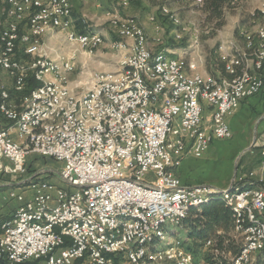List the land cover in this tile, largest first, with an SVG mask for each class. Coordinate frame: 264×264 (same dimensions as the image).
<instances>
[{
    "label": "bare ground",
    "instance_id": "6f19581e",
    "mask_svg": "<svg viewBox=\"0 0 264 264\" xmlns=\"http://www.w3.org/2000/svg\"><path fill=\"white\" fill-rule=\"evenodd\" d=\"M10 1L21 2V0ZM120 1L125 3L127 0ZM206 1L195 0V3L203 6ZM7 3L8 0H0V11L3 10L5 17H13L12 31L16 33L3 32L5 27H11V19H2L0 51L4 53L0 52V70L8 73L14 81L15 92L20 94V90H25L26 83L21 80H28L29 73L14 72L21 69V62L12 64V57L7 55H18L19 51L31 49L30 52L23 53V71L33 72L36 81L40 83V86L31 90V96L29 95L24 101L21 108L24 107L19 112L18 105L13 102L9 91L0 92V116L9 123H15L17 135H24L28 126L31 129H43L32 133L31 141L23 143L25 156L53 154L54 141L63 145L88 144L89 137L96 140L93 141V148H104V142L107 140L105 129L109 132V136H114L116 139L128 138L139 131L141 142H150V135L144 129V124H134V119H125L124 127L121 125L123 118L128 117L129 114L130 117H143L144 109L145 115L150 120H159L158 99L154 98L152 88H147L146 83L153 84V90L162 92L163 107H166L168 114H174L175 132L187 135V127L184 125L186 120L191 128L203 130L201 119L190 116L194 112V104L192 100H189L201 91V84H203L204 94L198 95V102L203 107H197V115L204 114V104L212 107V101L221 97H225L223 113L232 114L238 105V100H244L255 92V85L260 75L259 72H252L251 68L260 71L264 65V2L259 8L261 24L257 31L246 39L249 52L244 53L239 59L234 57L230 63L226 64V72L230 75V79H224V81L212 76L188 75L184 59L172 58L163 52L156 54L150 52L146 33L135 20L114 17L111 24L118 34L123 38L134 40L131 44L112 43L113 48L122 54L120 59L122 70L113 75H97L95 78H102V87H99V81L93 79L88 96L79 98L72 93L68 83L73 72L63 71L65 64H72L74 68L73 56L67 58L58 54L55 58L50 57L51 49L46 43H42L43 37L54 31H61L66 33L71 45L83 50L77 45L76 38H71V31H78L73 17L72 0H61V19L59 15L52 14V8H48L44 2H38V0H29V7L23 8V16L30 17L13 16L12 7H5ZM171 18L176 26L180 25L179 18L173 16ZM65 22L67 29H65ZM29 31H36L35 37L20 41V37L29 36ZM81 37L84 39L83 47H86L84 52L91 53L103 43V38L99 34L81 33ZM141 40L145 41L140 44ZM8 42L16 43V46L4 44ZM43 53L45 57L43 64L37 65L42 63ZM136 56L141 63V72L135 63ZM172 61H177V64H169ZM247 62H250L251 66H248ZM142 73L143 82H141ZM112 95L120 96L112 97L107 101V98ZM55 97V106L51 108V98ZM139 100H146L144 109H133L137 108ZM73 102L82 103L74 104ZM177 107H181L182 110L175 113ZM110 110L111 117H109ZM65 112L76 113L74 119L72 120V114H64ZM46 116H52V118L43 119ZM55 118H61V120ZM166 130H168V121H159L158 135H165ZM169 144L170 137H163L160 152L168 153ZM165 166L166 157H158V167ZM105 175H116V168H105ZM132 176H140V169H132ZM261 196H264L263 187L255 190L232 188V191L202 193L198 198L181 205L180 215L170 214L169 217L159 220L156 226H150L147 235H139L140 225H144V216L141 214L104 212L102 231L110 232L106 235L108 250L119 248L118 262L120 264H198L194 259L187 261V256L191 255L186 250L179 247L168 248L165 243L168 235L166 224L181 225L190 216V209L218 198L233 208L234 231L242 236L243 258L241 263L235 264H250L252 256L258 252V245L249 246L247 242L251 240V232H241V228L253 231V235L264 236L260 207L251 205L260 201ZM150 198H161V191L150 190ZM242 199H246V202H242V207L232 203ZM45 214L53 219H66L65 228L75 226V241H83V233H88L93 235L91 245L101 246L100 223L98 220L87 217L86 213L71 215L67 219V212H62L57 206H48L45 207ZM31 225H36V218L25 217L21 221V228H29ZM37 227H44V220H37ZM120 229L124 233V240ZM209 243L211 241H206L204 247L207 248ZM209 248L214 251V243ZM104 259H113V252H104ZM0 262L13 264L8 258L2 257L1 251Z\"/></svg>",
    "mask_w": 264,
    "mask_h": 264
},
{
    "label": "built area",
    "instance_id": "2783aa9c",
    "mask_svg": "<svg viewBox=\"0 0 264 264\" xmlns=\"http://www.w3.org/2000/svg\"><path fill=\"white\" fill-rule=\"evenodd\" d=\"M38 2H44L48 8H52V14L59 15L60 18L61 0H38ZM5 7H12L13 16L30 17L23 16V8L29 7V0H21V2L8 0ZM4 17L2 10L0 11V22ZM5 19H11V27H5L3 32L16 33L12 31L13 17H5ZM65 29H67L66 22ZM35 32L29 31V36L20 37V41L35 37ZM71 38H76L77 45L85 50L86 47H83L84 39H82L80 32L71 31ZM143 41L145 40H141L140 44ZM4 44L16 46V43L12 42ZM221 46L223 47V45ZM30 51L31 49H26V51H19L18 55H6L12 57V64L13 62H21V69L14 72L29 73V79L34 78L36 80L33 72L23 71V53ZM0 52L4 53V51ZM219 55L223 61L227 62V59H230V56H225V50L224 54ZM44 59L43 53L42 63H37V65L42 66ZM135 63L141 72V63L137 60V56ZM169 64H177V61H172ZM229 67L231 69V66ZM63 71L74 72L75 68H72V64H65ZM93 76L95 81H99V87H102V78H95V74ZM21 81L27 82L28 80ZM220 81H224V79ZM130 82L132 83V81ZM141 82H143V73ZM146 84L147 88H152L154 98L158 99L159 120H150L145 115L144 102L146 100H139L137 101V108L133 109H144V116L130 117L129 114L128 117L123 118L121 125L124 127L125 119H134V124H144V129L150 135V142H141L139 131H136L133 136H128V138L116 139L114 136H109V132L105 129L107 140L104 142V148H93V141L96 140L89 137L88 144L63 145L54 141L53 154L32 155L63 163L60 172L61 180L72 189L60 188L48 180L31 181L33 178L31 177L28 182H38V189L30 190L32 192L30 199L12 192L10 197L16 199L19 206L13 218L1 226L0 251L2 257L8 258L9 262L13 264H120L118 262L119 248L108 250L106 235L110 232L102 231L104 212L141 214L144 216V225H140L139 235H147L150 226H156L159 220L169 217L170 214L180 215V206L184 203L198 198L202 193L223 190L212 186L187 187L177 176L176 170L186 156L190 155L197 159L203 158L214 139L220 141L232 139L233 133L228 120L235 114L223 113L225 97L216 98L215 101H212L211 108L213 111L209 124L203 123V130L191 128L190 123H187L186 120L184 125L187 127V135H180L174 130V114H168L166 107H163L162 92L153 90V84ZM211 84H213L212 80ZM262 88L263 80L259 76L258 83L255 85V92L244 100L259 95ZM199 94H204L203 84H201V91L189 98L194 104V112L190 116L204 122V115H197V107H203L198 102ZM20 95L31 96V91L25 93V91L20 90ZM115 96L120 95L109 96L107 101ZM130 97L132 99V95ZM12 100L16 103L13 97ZM244 100H238V109ZM55 102L56 97L51 98V108L55 106ZM73 103L81 104L82 102ZM180 110L182 108L177 107L175 113ZM64 114H72L73 120L76 113L65 112ZM109 117H111V110ZM46 118H52V116H46L43 119ZM55 119L61 120V118ZM159 121H168V130H166L165 135H158ZM64 122L66 123V121ZM13 128H15V123L10 124L7 129L0 130V175L25 177L28 176L27 161L31 156L23 155V143L31 141L32 133L43 129H31L28 126L24 135H17L16 141L12 138ZM163 137H170L168 153L160 152ZM158 157H166L165 167H158ZM105 168H116V175H105ZM132 169H140V176H132ZM259 186L264 189V182ZM150 190L161 191V198H150ZM242 202H246V199L232 201L241 207ZM251 205L260 207V218L264 223V196H261L260 201ZM48 206H57L62 212H67V219L71 215L86 213L87 217L98 220L101 226V236H99L101 246H92L91 238L93 235L88 233H83V241H75V226L65 228L66 219H53L46 216L45 207ZM250 216L252 217V215ZM25 217L36 218V225L21 228V221ZM37 220H44V227H37ZM241 232H251V240L247 244L249 246L258 245V253L264 248V236L253 235V231L246 228H241ZM121 233L124 240V233ZM213 242L212 239L211 243L207 244L206 249H209ZM165 251L167 253V250ZM104 252H113V259H104ZM230 256L233 258V264L241 263L243 253L235 256L230 254ZM189 259L195 258L187 256V261ZM203 264H205V260H203Z\"/></svg>",
    "mask_w": 264,
    "mask_h": 264
},
{
    "label": "crops",
    "instance_id": "0c3cea01",
    "mask_svg": "<svg viewBox=\"0 0 264 264\" xmlns=\"http://www.w3.org/2000/svg\"><path fill=\"white\" fill-rule=\"evenodd\" d=\"M178 1L183 2V0ZM163 2L162 0H131V2L127 0L125 3L120 0H72L73 17L80 33L99 34L103 38V43L122 41V43L129 44L133 43L134 40L121 37L115 27L112 26L111 21L114 17L133 19L144 29L150 50L155 54L163 52L169 57L184 59L187 64L186 72L188 75L200 74L201 76H212L218 80L230 79V75L226 72V64L230 63L234 57L239 59L244 53L249 52L246 47V39L257 31L261 24L260 16L256 30L252 33L245 31L243 40L238 35L240 34L239 31L236 33V29H229L226 24L217 28L215 25L202 26L203 29L199 26L185 25L186 29L181 31L180 27L173 23L169 9L163 7V15L159 11ZM164 4L171 5L172 2L166 1ZM177 12L182 17L186 16V12ZM164 16L169 17L171 22ZM249 26L251 25L248 23L243 24L241 29ZM179 31L181 34H176ZM175 35L177 38L181 36V39L176 40ZM42 43H46L51 49L50 57L55 58L58 54L67 58L72 57L69 55L71 50L68 43L70 42L64 32L54 31L43 37ZM172 43H180V45L176 46ZM207 43H210L209 50L204 45ZM224 50L225 56H230L227 62L223 61L219 55L224 54ZM73 58L75 57L73 56ZM247 65L251 66V63L247 62ZM251 71L259 72L258 74L262 77L264 84V65L260 71L252 68ZM6 76L11 82L12 79L9 75ZM7 84L10 85L11 92H14L13 84ZM3 88L5 87L2 85L0 92L6 89ZM14 101L18 106L22 103L21 99L19 101L14 99ZM237 109L238 105L232 112L235 115L228 120L233 133L232 139L227 141L214 139L208 152L204 155L205 160L204 157L197 159L190 155L184 158L176 170V174L183 184H195L198 181L201 170H198L197 167H202V165L197 162L204 160L207 161V164L204 165L205 169H202L208 171L207 177L210 174V186L212 187L223 189L222 191H228L234 184L240 186L232 187L234 189L255 190L262 187L259 185L264 182V86L259 95L242 101L239 109ZM212 111L211 107L204 104V122L202 124H209ZM10 124L12 123L0 116V130L7 129ZM12 138L16 141L18 139L15 128L12 129ZM236 151H241L238 156L234 155ZM209 159L210 162L208 163ZM229 159L240 162L239 166L236 165V169L238 167L237 173L231 179L229 178L230 171L226 167V161ZM30 178L29 176H1V225L13 218L19 206L18 201L10 197L12 192L23 195L26 199L31 198L32 192L27 183Z\"/></svg>",
    "mask_w": 264,
    "mask_h": 264
},
{
    "label": "rangeland",
    "instance_id": "374dc122",
    "mask_svg": "<svg viewBox=\"0 0 264 264\" xmlns=\"http://www.w3.org/2000/svg\"><path fill=\"white\" fill-rule=\"evenodd\" d=\"M162 1L172 2L171 5L164 4L163 2V4L160 5L159 11L162 14L163 7H166L170 11L169 13L171 14L170 17L175 15L177 18H179V20L181 21L179 25L181 31H184L186 29L185 25L187 26L191 25L192 27L199 26L201 27V29H203L202 26L203 27L213 26V25L218 24L219 22L217 18H213V17L210 18V16H207V13L205 11L206 6H204L205 4L203 6H198L196 5L195 0H183V2L178 1V0H175V1L174 0H170V1L162 0ZM263 2L264 0H233L230 3L225 4V6L223 7V19L221 20V22L226 24V27H229V29H236V33L239 31L238 33L240 34L238 35H240V37L244 40L245 31L252 33L256 30L257 24L259 23V8ZM177 11L186 12V16L182 17L181 15H178ZM164 17H166L171 22L169 17L167 16H164ZM247 23L250 24L251 26L243 27L241 29L243 24H247ZM181 27H184V28H181ZM176 34L180 35L181 32L179 31ZM175 39L180 40L181 36L177 38L175 35ZM112 43H102L100 47L93 50L91 53L84 52L80 48L68 43L70 50H71L69 55H72L75 57L74 58L75 71L69 77L70 79L69 86H70L72 93L75 95V97L80 98V97L88 96V91L94 79V76H93L94 74H95V77L100 74L113 75L117 73V71L121 70L122 63L120 59H122V54L116 48H113ZM116 43H122V41H116ZM173 45L179 46L180 43H174ZM204 45L207 46V50L210 49V43H207ZM150 52L152 54H155L151 50ZM7 74L8 73L6 71L0 70V87L3 85L6 89H8V91L12 94V97L16 101H19V99H21V102H22L24 99L23 95H19V94H15V92H11V87L7 83L13 84L12 82L13 80L9 82L6 76ZM12 87H14V85H12ZM24 103L25 102H22L21 105H23ZM21 105L18 106V112L21 111V109L24 107L23 106L21 108ZM239 152L241 151H236L234 155L236 154L238 156ZM30 156L31 157L27 161V166L29 168V171H28L29 177L36 175L35 177L39 179L40 181L48 180L52 182V184L59 186L60 188H65L68 190L72 189V187H70L66 182H64L63 180H60V172H61L63 163L56 162L53 159H49V158L35 157L32 155ZM205 158L206 157L204 156L203 159L205 160ZM204 160L197 162L199 165H202V167H199V166L197 167L198 170H201L199 171V174L201 176H199L198 181L195 182V184H185L184 183L185 186L187 187H210V174L207 177L206 174L208 173V171L204 170L205 169L204 165L207 164V161H204ZM209 162H210V159L208 160V163ZM239 164H240L239 160L236 161L235 159L233 160L229 159L228 161H226V167L230 171V176H229L230 179L231 177L233 178V175L235 173H237L238 167L236 169V165L239 166ZM1 176L3 175H0V178ZM30 184L28 185L29 190L38 189V182H33V184L31 185ZM209 200H210V197H209ZM204 205L205 204L203 203L202 206ZM191 218L195 219L194 216H192ZM188 221L189 222H184L181 225H175L171 223L166 224V231L168 232V235L165 239V243L167 244L168 248L179 247L184 250L189 248L190 242L188 240V232L190 229V220ZM217 235H223V234L219 232ZM225 237H226L225 242L228 239H230L234 242L236 246H240L242 244V238H241L242 236L237 234L234 231V229L233 231H230ZM213 241L214 243H216L215 239H213ZM194 242H195V246L203 244V250H201L200 253L198 254L199 260L195 259L198 264H203V260H205V264H212L215 261V259L213 260V256L223 257V258H219L221 259L222 262L230 261V258H231L230 253L221 252L218 248H216L218 249V253L214 252L213 249L211 250L210 248L206 249L204 247L205 242L203 243L199 239H195ZM257 253H255L252 256L250 260V264H264V260L261 259V254L260 253L257 254ZM207 257L209 258V260H206ZM220 263L221 262L217 264H220Z\"/></svg>",
    "mask_w": 264,
    "mask_h": 264
},
{
    "label": "trees",
    "instance_id": "16d2710c",
    "mask_svg": "<svg viewBox=\"0 0 264 264\" xmlns=\"http://www.w3.org/2000/svg\"><path fill=\"white\" fill-rule=\"evenodd\" d=\"M231 1L233 0H207L205 2L204 6H206L205 11L207 13V16H210V18L211 17L217 18L219 20L218 24L215 25L216 28L224 25V23L221 22V20L223 19V7L225 6V4L230 3ZM38 86H40V83H38L34 78H30L25 83L24 91L25 93H27ZM15 94L18 93L15 92ZM10 95L12 98L11 93ZM23 96H24L23 99L24 102L29 97V95H23ZM34 180H37V178L33 177L31 181ZM27 183L33 184V182H27ZM233 187H240V186L234 184ZM191 215L194 216L195 219H192ZM188 220H190V229L188 232V240L190 242V246L186 250L187 252L189 251L188 253L192 257L194 256L196 260H199L198 254L200 253L201 250H203V244L195 246V242H194L195 239H199L203 243L215 239L216 243L213 242L215 252L216 251L218 252L219 249L221 252L230 253L232 256L238 255L239 253L242 252L243 244H241L240 246H236L234 242L230 239H228L225 242V238H226L225 236H227V234L230 231H233V229L235 230V217L233 213V208L223 203L220 199L216 198L206 203L202 207L198 206L190 209V216L187 217L183 221V223L189 222ZM1 226L2 225L0 224V232H1ZM219 232L223 235H217ZM259 253L261 254V259L264 260V250H261ZM219 258H223V257L213 256V260L215 259L214 261L215 264L219 262H221L220 264H233L232 257L230 258L229 262H222L221 259ZM206 260H209V258L207 257ZM214 262L212 264H214ZM0 264L2 263L0 262Z\"/></svg>",
    "mask_w": 264,
    "mask_h": 264
},
{
    "label": "water",
    "instance_id": "95a60500",
    "mask_svg": "<svg viewBox=\"0 0 264 264\" xmlns=\"http://www.w3.org/2000/svg\"><path fill=\"white\" fill-rule=\"evenodd\" d=\"M228 190H229V191H232V187H230Z\"/></svg>",
    "mask_w": 264,
    "mask_h": 264
}]
</instances>
